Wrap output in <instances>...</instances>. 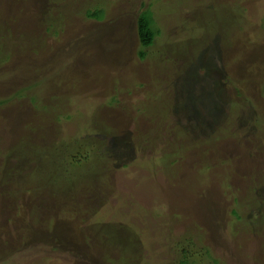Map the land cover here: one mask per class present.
Returning <instances> with one entry per match:
<instances>
[{"label":"rangeland","instance_id":"374dc122","mask_svg":"<svg viewBox=\"0 0 264 264\" xmlns=\"http://www.w3.org/2000/svg\"><path fill=\"white\" fill-rule=\"evenodd\" d=\"M1 98L0 264H264V0H0Z\"/></svg>","mask_w":264,"mask_h":264},{"label":"trees","instance_id":"16d2710c","mask_svg":"<svg viewBox=\"0 0 264 264\" xmlns=\"http://www.w3.org/2000/svg\"><path fill=\"white\" fill-rule=\"evenodd\" d=\"M104 9L103 8H95V9H87L85 12V15L88 18H94L97 20H100L101 18H103L104 16ZM136 25H137V34L140 40V43L142 45V47H150L154 41L156 36L159 34V30L157 25L155 24V19H154V15L152 13V11L146 7L144 8L136 17ZM139 55L142 57L144 55V51L139 50ZM9 101V99L7 98H1L0 99V104H2L3 102H7ZM44 156V155H43ZM41 157V156H40ZM43 165V164H42ZM44 169L42 171H38L35 173H30L28 175V177L31 178H36V180H33V182L28 183L27 181H24L25 184H23L25 186V191L27 193H29L30 195H33V191L32 188H36L35 185H37V183H42V184H47V183H53V188L52 191H50L49 188H46V193H52L53 191H57L59 189H57L58 187H63V186H72L73 182H75V180L72 182L70 178L65 177V176H61L57 170H55V168H52V162H44ZM57 171V172H56ZM67 169L61 171V172H65L67 173ZM70 172V171H68ZM36 175V176H35ZM25 177V176H24ZM17 178V177H16ZM63 178V179H62ZM59 180H62L61 183L57 182ZM17 183V182H16ZM34 183V185H33ZM57 183V184H56ZM58 184L60 186H58ZM4 185V184H3ZM19 185V184H18ZM58 186V187H57ZM27 187H29V189H27ZM138 186H135L134 189L136 190ZM3 193H5V196L7 198H9L8 195V189L3 191ZM3 195V194H2ZM3 200V198H2ZM6 200L4 199V202ZM87 205H85L82 209V205H81V213H79V215H81L82 217L81 220H77V218H75L73 215H71L72 217L70 218V220L68 222L72 223L74 222V227L73 229L68 230V228L64 225V224H57L59 220L55 221L54 219H49V222H54L52 225L54 227L55 232H57V236L60 237V239L65 243L66 246H68L67 243H69L70 245H76L75 243L80 244V241H82L83 243H86V246H88V250H93L94 248H98V247H107L108 246H116V243L114 241V238L112 236V231L115 232V227L114 226H106V232L103 233L101 232V228L100 225H94L93 226L91 224L92 219L97 215L96 212L94 213H89L88 208H86ZM233 213H236V211L234 209ZM119 211V210H118ZM88 215V216H87ZM91 215V216H90ZM86 216L88 217V221H84V219L86 218ZM128 222V221H127ZM51 224V223H50ZM127 226V225H126ZM127 229H129L130 227H126ZM66 227V229H65ZM131 229V228H130ZM70 234L69 238H67V233ZM72 232V233H69ZM111 234H110V233ZM110 240V241H109ZM114 241V242H112ZM67 242V243H66ZM109 242V244H108ZM76 245V246H77ZM79 246V245H78ZM124 257H117L116 259H110V261L115 263L119 260H121ZM36 262V261H35ZM35 262H33L32 264H36ZM179 264H186V259H182L180 260Z\"/></svg>","mask_w":264,"mask_h":264}]
</instances>
